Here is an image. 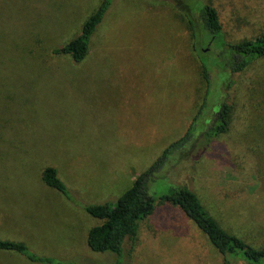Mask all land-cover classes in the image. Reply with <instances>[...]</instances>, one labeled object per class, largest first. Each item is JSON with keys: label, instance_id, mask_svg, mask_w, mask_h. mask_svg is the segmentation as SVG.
I'll list each match as a JSON object with an SVG mask.
<instances>
[{"label": "rangeland", "instance_id": "1", "mask_svg": "<svg viewBox=\"0 0 264 264\" xmlns=\"http://www.w3.org/2000/svg\"><path fill=\"white\" fill-rule=\"evenodd\" d=\"M101 2L0 0V60L13 65L0 66V127L9 130L0 146V237L56 260L45 264L114 263L112 254L90 249L88 232L101 220L84 205L116 201L183 139L207 89L200 55L209 57L214 46L202 35L196 0H111L83 62L54 55ZM203 2L217 8L229 42L264 34V0ZM258 64L242 75L255 91L254 124L264 116V61ZM209 73L198 131L218 117L232 77L216 65ZM241 120L242 128L215 143L204 129L196 132L154 168L148 186L159 197L187 182L222 225L264 247V153L255 147L264 135L246 134ZM47 165L59 170L73 199L42 180ZM158 209L137 242L125 243L123 264H222L182 209ZM0 264L42 263L0 249Z\"/></svg>", "mask_w": 264, "mask_h": 264}, {"label": "trees", "instance_id": "2", "mask_svg": "<svg viewBox=\"0 0 264 264\" xmlns=\"http://www.w3.org/2000/svg\"><path fill=\"white\" fill-rule=\"evenodd\" d=\"M196 1L203 28L202 35H208L207 42L212 43L214 49L209 52V57L200 55L207 89L203 105L194 117L187 135L171 145L170 148H167L156 164L137 177L132 186L120 195L116 201L84 205L85 210L91 216L101 220L99 224L94 225L89 230L88 245L95 252L112 254L115 257L113 264H123L125 243L129 242L134 245L143 225L147 222L152 224V218L156 217L159 211L158 208L166 203L179 207L196 223L197 227L206 234L216 248L222 264H264V247L248 242L222 225L204 205L199 194L187 182L182 181L181 184L172 186L168 193L159 197L153 195L149 190V176L150 174L152 176L154 168L156 169L158 165H162L165 160L167 161L169 156L189 141L190 137H194L196 132H201L204 129L209 142L215 143L220 138L230 135L236 127L242 128L241 118H243L246 121L243 132L251 134L256 130L264 135V116L255 124L251 122L249 117V114H251L249 100L252 92L255 91L252 90L251 85L245 84L242 80V75L247 70L249 71L251 66L259 65L260 60L264 61V34L253 39H243L236 43L229 42L225 37L224 26L217 8L211 3L203 2V0ZM110 6L111 0H102L98 8L84 21L81 32L61 47L54 48L53 54L69 55L74 63L83 62L90 53L92 37L102 24ZM188 20L194 36H197L195 22L190 16H188ZM4 36H6V33H1L0 38L4 40ZM3 40L0 39V42ZM214 65L220 67L224 74L230 71L232 77L227 82L228 87L225 97L221 98L220 103L218 102L219 105L215 107V110L220 109L218 117L208 126H202V129L198 131L199 123L203 124V110L208 105L211 91L209 72ZM0 66L13 70V65L6 59L0 60ZM0 109H3V106L0 105ZM3 113L0 111V116ZM7 129L0 127L2 139L0 146L4 143L3 141L8 140L7 132L9 130ZM250 129L251 131H247ZM229 139L231 138L229 137ZM255 147L257 152H259V148L260 152L264 153V140L258 141ZM232 148L237 151L236 147ZM248 149H251V147ZM41 177L49 187L64 194L68 199L73 196L55 166H45L41 171ZM0 249L17 252L36 263L45 264L56 261L51 257L36 254L30 250L28 244L24 241L0 237Z\"/></svg>", "mask_w": 264, "mask_h": 264}]
</instances>
